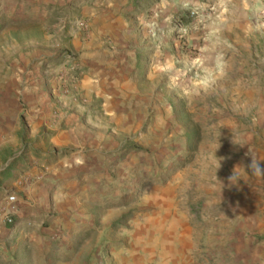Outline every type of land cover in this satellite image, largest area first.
I'll return each instance as SVG.
<instances>
[{"label":"rangeland","instance_id":"1","mask_svg":"<svg viewBox=\"0 0 264 264\" xmlns=\"http://www.w3.org/2000/svg\"><path fill=\"white\" fill-rule=\"evenodd\" d=\"M42 1L0 0V141L10 137L4 125L32 122L25 114L7 119L1 107L13 83L21 79L19 68L38 69L45 83L54 86L55 72L61 68L54 60L67 61L70 39H85L84 14L89 6L85 0L56 2L46 17L41 14ZM140 4L157 11L167 7L170 15L168 32L163 33L165 26L157 25L159 15L152 13L158 23L150 21L146 36L140 33L138 38L147 43L146 56L153 58L159 50L162 64L155 77L162 112L156 135L146 129L110 131L111 151L101 169L93 168L94 174L102 175L103 204L92 212L87 208L93 216L88 228L77 230L65 222L67 217L59 220L50 209L40 218L39 242L25 223L0 236V264H264V234L253 244L244 243L236 227L235 244L229 238V218L220 219L226 214L239 216L246 207H198L205 175L213 174L208 179L211 187L219 181L229 185L231 175L243 182L245 174L253 176L246 163L248 152L264 142V0ZM19 107L23 111L26 104ZM59 117L55 110L50 119ZM28 134L26 130L18 135V144L38 140ZM4 166L0 156V174ZM232 186L228 187L234 193ZM169 189L178 196L179 207L135 206L141 197ZM4 192L6 203H13L22 190ZM145 222L153 232L161 229L158 238Z\"/></svg>","mask_w":264,"mask_h":264},{"label":"crops","instance_id":"2","mask_svg":"<svg viewBox=\"0 0 264 264\" xmlns=\"http://www.w3.org/2000/svg\"><path fill=\"white\" fill-rule=\"evenodd\" d=\"M59 1H42V17L51 16L46 10L53 9ZM85 2L89 4L84 14L88 20L85 39L80 40L77 36L70 39L69 46L73 51L66 46L70 55H77L78 67L82 70L74 87L65 95L56 93L51 83L49 86L45 83L43 72L21 66L17 76L22 81L18 79L16 85L13 83V91L5 95L1 106L6 110L7 119L25 114L24 117L32 122L29 126L19 123L3 127L5 135L10 137L0 141V156L5 165L0 174V180L4 178L0 183V236L11 228L14 231L26 224L31 229V237L39 242L43 230L40 218L50 209L58 213L56 218L59 220L67 217L65 222L69 226L86 230L93 217L87 213V208L92 212L93 207L103 204L102 175L94 174L93 168L101 169L99 165L111 151L110 131L122 134L146 129L154 134L158 116L162 115L155 79L157 68L162 67L159 50L155 49L153 58L146 56L147 43L143 44L144 41H138V38L140 33L146 36L150 21L158 23L154 15L160 18L157 25L165 26L161 27L163 33L168 32L170 15L167 7L162 10L159 6L157 11L150 4H140L142 0ZM60 60H54L55 67L61 66ZM24 104L26 108L22 111L19 106ZM55 110L59 111L60 117L52 120L50 117ZM165 113L168 114L167 109ZM261 120L264 126V115ZM26 130L28 136H36L38 140H30L27 145L18 144V135L23 136ZM248 153L246 163H251L252 154L264 169V142L261 140ZM211 175H205L201 182L204 191L198 207H246L239 211V216L226 214L220 219L229 218V238L235 239V244L236 227L239 237H245L244 243L253 244L260 234H264V176L245 174L246 179L233 185L236 191L231 193V187L222 181L209 186ZM6 188L22 190L20 198L6 203ZM177 197L171 189L157 190L149 198L141 197L135 206L179 207ZM6 216H11L13 222L6 223ZM144 226L149 233L153 232L146 222ZM160 231L153 232L155 239Z\"/></svg>","mask_w":264,"mask_h":264},{"label":"built area","instance_id":"3","mask_svg":"<svg viewBox=\"0 0 264 264\" xmlns=\"http://www.w3.org/2000/svg\"><path fill=\"white\" fill-rule=\"evenodd\" d=\"M79 25L80 26L84 25V22L80 21ZM55 73L57 74L56 75L57 82L53 86L55 92L59 91L60 93L63 92L64 94H67L68 91L72 89L76 84V82L79 80L82 70L79 69L77 61L74 60L70 54H68L67 61L62 62L61 68L58 69ZM5 222L12 223L13 222L12 217L6 216Z\"/></svg>","mask_w":264,"mask_h":264},{"label":"clouds","instance_id":"4","mask_svg":"<svg viewBox=\"0 0 264 264\" xmlns=\"http://www.w3.org/2000/svg\"><path fill=\"white\" fill-rule=\"evenodd\" d=\"M247 155V154H246ZM251 163L248 165V169L252 172L253 175L256 176H264V169L260 167V162L256 159L254 155L251 154ZM220 167V163L217 162V168ZM239 177L235 175H231L228 180H229V185H238L239 182Z\"/></svg>","mask_w":264,"mask_h":264}]
</instances>
